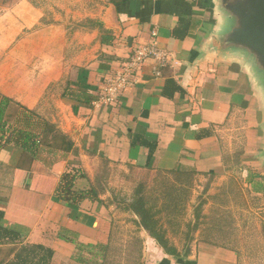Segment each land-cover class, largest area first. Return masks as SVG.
<instances>
[{"label":"crops","instance_id":"obj_1","mask_svg":"<svg viewBox=\"0 0 264 264\" xmlns=\"http://www.w3.org/2000/svg\"><path fill=\"white\" fill-rule=\"evenodd\" d=\"M213 29L206 0L0 3V94L71 143L67 151L39 145L34 155L14 144L0 148V227L21 235L20 241H0V264H103L97 246L108 243L118 219H137L121 212L114 196L129 199L132 174L169 171L196 177L183 219L194 222L202 184L203 207L232 209L227 219L234 221L221 222L217 233L197 230L187 246L174 244L182 259L138 231L142 264H241L231 241L238 239L235 220L264 197L248 181L254 174L264 184L263 112L246 72L208 50ZM153 32L168 61H146L116 102L94 104L104 81ZM9 132L6 127V137ZM100 160L108 161L100 202L84 200L76 207L55 197L62 174L79 170L93 181ZM89 185L79 177L74 189ZM207 214L201 219H212ZM127 222L124 228L136 231ZM31 246L51 257L39 262V255L27 256L22 263L20 252L23 258Z\"/></svg>","mask_w":264,"mask_h":264},{"label":"trees","instance_id":"obj_2","mask_svg":"<svg viewBox=\"0 0 264 264\" xmlns=\"http://www.w3.org/2000/svg\"><path fill=\"white\" fill-rule=\"evenodd\" d=\"M11 2L12 0H0L2 5L10 4ZM35 118L37 120H34ZM6 127L10 130L7 137L5 136ZM37 130L40 131L39 134ZM67 140V137L56 131L54 126L38 119L34 112L25 109L0 94V148L6 144H14L22 151L34 155L39 145L67 151L71 147V143H68ZM107 171L108 161L100 160V165L93 181L89 180L86 175L80 173L79 170L66 172L59 177V182L54 193L55 197L68 205L76 207L84 200L100 202L99 196L102 194L107 184ZM138 175H143L138 181L132 180L131 175L127 178L135 185L129 199L121 197L120 195H115L113 199L121 212H127L137 218L127 219L136 227V231H134L133 236L123 244L124 246L120 249V252L124 256L135 254V264H142L143 243L136 233L143 230L165 254L175 259H182L175 245L170 241L171 239L168 238V234L178 236L181 229H185L187 233L183 235V239L185 241L184 246H187L192 242L190 234L196 232L200 226L204 224V220L201 219L203 217V215H201V209L204 202L196 203L192 211L195 218L193 219V223L192 221L187 222L183 219L186 216V207L190 200L191 190L195 184V174L169 171L156 172L154 174L141 173ZM148 175H154L155 177L149 180ZM79 177L88 180L90 184L88 189H74V183ZM259 178L260 176L254 174L248 176V181L252 182L255 192H263L264 190V184L261 180H257ZM212 180L213 176L209 179L208 186ZM233 186L235 185L233 181H231L229 183L230 189H232ZM228 194L234 197L238 196V194H234L231 190ZM214 209L216 210V208ZM2 217L3 213L0 211V220ZM211 218L214 219V221L211 219L206 223L208 225L206 230L209 234H211V232L217 233L220 223L227 218L223 216ZM200 220H203V222ZM262 226L264 229V221ZM114 230L112 229V236L110 233V238L106 245L97 246L103 264H107L109 260L114 241L120 239L116 237L117 232H114ZM20 236L21 235L18 233L0 227V241H20ZM88 248H90V246ZM23 250L26 254L28 253V255L21 258L20 252L18 259H20L22 263L26 262L25 258L27 259V256L36 259L39 255L37 259L39 262L42 259H49L51 257V252L45 250L41 246H31Z\"/></svg>","mask_w":264,"mask_h":264},{"label":"water","instance_id":"obj_3","mask_svg":"<svg viewBox=\"0 0 264 264\" xmlns=\"http://www.w3.org/2000/svg\"><path fill=\"white\" fill-rule=\"evenodd\" d=\"M214 14L208 50L241 67L256 90L264 133V0H206ZM264 164V146L259 153Z\"/></svg>","mask_w":264,"mask_h":264},{"label":"rangeland","instance_id":"obj_4","mask_svg":"<svg viewBox=\"0 0 264 264\" xmlns=\"http://www.w3.org/2000/svg\"><path fill=\"white\" fill-rule=\"evenodd\" d=\"M12 121V119H11ZM99 168V167H98ZM143 175L138 174H132L131 179L134 181H138L140 178H142ZM154 175H148V179L151 180ZM128 180V179H127ZM133 181V182H134ZM128 183L131 186V192L134 184L131 183V180H128ZM203 183V182H202ZM202 184H200V188L197 190V194H195L196 197V203H202L207 202L205 199V196L202 194ZM235 194V193H234ZM238 194V193H237ZM237 197V196H236ZM238 197L239 194H238ZM243 198V197H242ZM241 201V200H240ZM244 201V200H243ZM213 202V201H212ZM214 202L218 203L221 202L218 200V198L214 199ZM203 203V204H204ZM241 203V202H240ZM252 203V201L250 202ZM256 205V206H254ZM204 206V205H203ZM201 215L203 212L206 211L208 213V217H225L229 218L232 217V209H228L226 207L222 208H216V210H212L210 207H203ZM251 208L253 211H248V213L243 212L239 219H236V230L238 231L237 240H232L234 245H236L240 252V263L241 264H264V238H263V218H264V197L259 198V202L257 204H251ZM242 209V208H241ZM232 211V212H231ZM240 212V211H239ZM236 213V216L238 217V212ZM216 215V216H215ZM188 221V219H185ZM204 224L200 226L199 229H202L205 231V229L208 227L206 223H208L211 219H203ZM203 220H200L203 222ZM226 223H230L231 221H234V219H224ZM214 221V219H212ZM118 224L115 226L114 232H117L116 237H119L120 239L115 240L114 244H112V250L111 254L109 256V260L107 264H135L136 262V255L132 254L130 256L123 255L120 252V249L123 248V244L133 236L134 229H128L124 228V225H122V222H127V219H118ZM125 223V224H126ZM233 224V223H232ZM198 229V230H199ZM185 230V229H184ZM183 236H175L171 238V242L175 244L178 248L182 247L184 245V239ZM142 263V262H141Z\"/></svg>","mask_w":264,"mask_h":264},{"label":"built area","instance_id":"obj_5","mask_svg":"<svg viewBox=\"0 0 264 264\" xmlns=\"http://www.w3.org/2000/svg\"><path fill=\"white\" fill-rule=\"evenodd\" d=\"M155 38L156 33L153 32L149 42L134 49L128 60L110 78L104 81L100 88L98 101L94 104H112L116 102L122 91L134 83L136 73L146 61H154L159 66L168 61V53L157 46ZM156 75H159L157 70Z\"/></svg>","mask_w":264,"mask_h":264}]
</instances>
